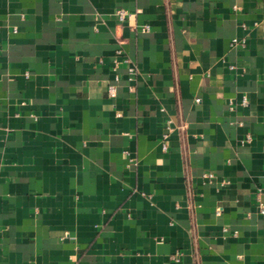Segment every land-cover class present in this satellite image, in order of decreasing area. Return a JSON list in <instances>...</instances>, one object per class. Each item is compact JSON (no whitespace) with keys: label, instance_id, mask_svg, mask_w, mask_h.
Wrapping results in <instances>:
<instances>
[{"label":"crops","instance_id":"crops-1","mask_svg":"<svg viewBox=\"0 0 264 264\" xmlns=\"http://www.w3.org/2000/svg\"><path fill=\"white\" fill-rule=\"evenodd\" d=\"M260 185L264 0H0V264H264Z\"/></svg>","mask_w":264,"mask_h":264},{"label":"built area","instance_id":"built-area-1","mask_svg":"<svg viewBox=\"0 0 264 264\" xmlns=\"http://www.w3.org/2000/svg\"><path fill=\"white\" fill-rule=\"evenodd\" d=\"M116 13H117V16H118V19H119V20L124 19L125 14H126V12H125V10H124L123 8H119V9H117ZM139 29H140L141 31H146V30L149 29V25H148V24H143V25H141V26L139 27ZM231 41H232V42H235L236 39H235L234 37H232V38H231ZM240 42H242V40H241ZM117 52H120V49H117ZM126 60H128V58H126ZM134 71H135V66H134V65H130V66L128 67V73H129V75H130L129 78L132 77V74L134 73ZM107 90H108V93H109L111 96H114V95L116 94V87H115V85H114L113 83L108 84ZM196 99H198V98H196ZM241 101L244 102V98H242ZM179 127H180V128H184V124L181 123V124L179 125ZM170 128H171V124H170V119H169V120L167 121V129H170ZM166 136H167V131H166L165 133H163V138L165 139ZM245 139L248 140V139H249V136L246 135ZM161 146H162V149H166V142H165V140L162 141ZM208 175L210 176L211 173H208ZM262 193H264V185H260V186H258V187L256 188L255 193H254V203H255V206H256L257 211H258L259 213H261V214L264 213V199L262 198ZM179 254H180V252H176V253L172 256V258H173V259H178Z\"/></svg>","mask_w":264,"mask_h":264}]
</instances>
